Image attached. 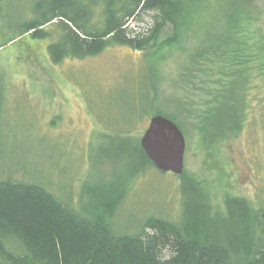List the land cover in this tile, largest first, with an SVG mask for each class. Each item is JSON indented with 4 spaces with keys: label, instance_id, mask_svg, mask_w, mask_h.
Returning <instances> with one entry per match:
<instances>
[{
    "label": "trees",
    "instance_id": "1",
    "mask_svg": "<svg viewBox=\"0 0 264 264\" xmlns=\"http://www.w3.org/2000/svg\"><path fill=\"white\" fill-rule=\"evenodd\" d=\"M254 1L228 0L225 29L192 56L181 76L185 98L175 117L168 118L185 138L189 131L197 133L209 158L237 142L250 124L264 122V31ZM95 6L99 8L93 10L84 0H33L28 10H16L12 0H0V22L30 41L51 38L48 28L53 26L58 39L47 52L53 63L61 64L117 46L148 53L166 29L165 44H171L193 27L198 35L204 33L212 19L199 0H108ZM98 10L101 20L95 22ZM142 12L153 18L139 31L132 23ZM12 41L0 43V50ZM6 89L0 74V95ZM150 91L140 101L132 99L129 115L122 117L113 137H102V146L110 143L112 149V156L105 151L103 174L110 177L115 164L128 170V176H115L95 188L84 186L76 201L72 193L59 197L39 183L12 177L0 181V264H264V199L258 203L228 194L226 211H214L210 196L185 174L177 219L153 215L137 231L116 229V215L131 186L156 169L140 140L128 136L138 119L155 115L149 110L157 95L152 84Z\"/></svg>",
    "mask_w": 264,
    "mask_h": 264
},
{
    "label": "rangeland",
    "instance_id": "2",
    "mask_svg": "<svg viewBox=\"0 0 264 264\" xmlns=\"http://www.w3.org/2000/svg\"><path fill=\"white\" fill-rule=\"evenodd\" d=\"M12 1L16 10L19 6L28 10L33 2ZM107 1L84 0L93 10ZM199 1L208 6L205 13L212 16L208 29L200 35L193 27L178 41L165 44L170 34L166 29L160 43L148 53L117 46L96 57L66 59L61 64L53 63L47 52L58 39L53 26L48 28L53 32L51 38L30 41L0 22V43L15 40L0 50V74L7 85L0 95V181L12 177L39 183L59 197L72 193L76 201L79 190L87 186L95 188L115 176H128V170H118L115 164L110 165V177L103 174L104 155H111L112 149L110 143L102 146V137L117 133L122 117L129 115V104L149 94L151 84L157 95L149 110L155 115L138 119L128 136L141 141L153 117H175L178 102L186 93L181 76L192 56L214 43L226 26L228 0ZM254 3L262 12L264 31V0ZM99 10L95 22L101 20ZM152 18L153 14L142 12L132 27L145 30ZM186 142L182 175L201 185L214 211H226L228 194L258 203L264 199L263 121L250 124L237 142L222 147L216 159L199 147L194 131H189ZM182 175L151 168L138 177L116 215V229L137 231L140 222L153 215L177 219L184 198ZM89 177L90 183L85 185Z\"/></svg>",
    "mask_w": 264,
    "mask_h": 264
},
{
    "label": "water",
    "instance_id": "3",
    "mask_svg": "<svg viewBox=\"0 0 264 264\" xmlns=\"http://www.w3.org/2000/svg\"><path fill=\"white\" fill-rule=\"evenodd\" d=\"M140 142L147 158L159 171L175 175L184 173L187 142L172 120L153 117Z\"/></svg>",
    "mask_w": 264,
    "mask_h": 264
}]
</instances>
